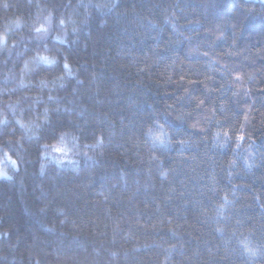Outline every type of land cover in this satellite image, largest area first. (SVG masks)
<instances>
[{"label":"trees","instance_id":"1","mask_svg":"<svg viewBox=\"0 0 264 264\" xmlns=\"http://www.w3.org/2000/svg\"><path fill=\"white\" fill-rule=\"evenodd\" d=\"M0 33V264H237L264 238L263 0H0Z\"/></svg>","mask_w":264,"mask_h":264},{"label":"clouds","instance_id":"2","mask_svg":"<svg viewBox=\"0 0 264 264\" xmlns=\"http://www.w3.org/2000/svg\"><path fill=\"white\" fill-rule=\"evenodd\" d=\"M4 7L7 8L8 5L5 3ZM52 16V13L50 12L48 17H46V20H50ZM60 24H64V20L61 19ZM20 24L17 23V27H19ZM34 32L40 33V32H47V27L45 24H39L34 28ZM54 39H59V37H54ZM7 42V36L4 33H0V48L3 47V45ZM15 43V42H13ZM35 60L39 61L40 63H43L47 67H51L56 64L55 57H52L48 55L47 53H38ZM25 69L28 68V62H25L24 65ZM65 72L64 76L67 77H74L76 75L75 72H73L71 65L68 63L67 60H65L63 65ZM64 76H61L60 79H63ZM41 83L46 84V81H41ZM51 99V97H49ZM3 122V121H0ZM22 127H26L23 122H21ZM67 134L62 132L59 135V139L54 142L51 145H44L45 149H51L54 153H61L62 158H69L70 157V150L63 147L65 136ZM148 140L155 145L157 142L161 145L165 143V137L167 136V132L163 130L162 128L158 133L153 134L152 130L149 129L146 133ZM215 135H219V133H216ZM104 144L103 138L100 136H97L95 141L93 143H86L83 146V150L81 152H77L74 155L80 156L82 155L83 158L87 161H93L95 159V156L92 154V152L96 150L102 149ZM239 147V144L237 145ZM89 150H92L90 152ZM11 159V157H9ZM62 161H58V163H61ZM72 163H79L78 160H70ZM246 167H251L249 161L245 159L244 161ZM13 164H15V161H13ZM14 171H19V168H14ZM41 175L44 173V166H41L40 169ZM0 179L2 180H13V176L7 171V169H0ZM227 203V201H225ZM4 235H7V233H4ZM239 245V249L236 252V259L237 264H264V238H257L255 234L252 231L245 230L241 232V238L237 241Z\"/></svg>","mask_w":264,"mask_h":264},{"label":"rangeland","instance_id":"3","mask_svg":"<svg viewBox=\"0 0 264 264\" xmlns=\"http://www.w3.org/2000/svg\"><path fill=\"white\" fill-rule=\"evenodd\" d=\"M264 1V0H263ZM52 155H53V157L55 158V159H59V160H65L66 158H62V154L61 153H52ZM13 158V159H12ZM11 158V160L10 161H7L8 163H11V162H13V161H15L16 162V167H17V160L14 158V157H12ZM15 167V168H16ZM3 169V168H2Z\"/></svg>","mask_w":264,"mask_h":264}]
</instances>
